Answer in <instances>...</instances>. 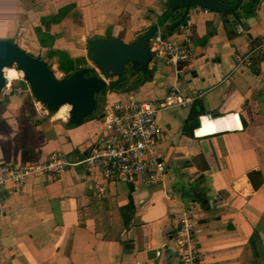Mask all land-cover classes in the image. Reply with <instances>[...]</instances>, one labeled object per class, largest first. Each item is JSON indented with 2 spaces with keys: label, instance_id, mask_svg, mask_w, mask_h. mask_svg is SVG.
<instances>
[{
  "label": "crops",
  "instance_id": "crops-1",
  "mask_svg": "<svg viewBox=\"0 0 264 264\" xmlns=\"http://www.w3.org/2000/svg\"><path fill=\"white\" fill-rule=\"evenodd\" d=\"M169 2L0 0V41L43 60L58 78L96 75L90 44L135 41L165 16ZM204 9L179 10L193 22L186 32L166 35L171 17L161 30L170 41L190 42L188 59L172 66L153 54L144 69L131 65L128 87L109 89L110 102L161 106L156 152L167 166L163 185L132 190L81 163L102 134L105 94L75 124L69 115L37 112L31 93L1 91L0 164L22 168L56 152L75 164L59 176L29 178L22 193L0 187V264H180L175 239L184 206L196 210L201 264H264V0L249 19ZM247 57L252 67L241 63ZM172 90L192 102L163 106ZM203 115L220 123L200 135Z\"/></svg>",
  "mask_w": 264,
  "mask_h": 264
},
{
  "label": "built area",
  "instance_id": "built-area-1",
  "mask_svg": "<svg viewBox=\"0 0 264 264\" xmlns=\"http://www.w3.org/2000/svg\"><path fill=\"white\" fill-rule=\"evenodd\" d=\"M203 12L208 14L210 10L205 8ZM192 24L191 19H186L179 26V32H186ZM237 30L243 32L244 26L239 25ZM261 42L264 44V35H261ZM152 51L156 60L172 66L188 59L192 53L188 40L182 42L167 40L163 38L159 27L152 42ZM241 63L249 67L253 66L250 57L245 58ZM4 77L6 82L3 90L7 93L20 95L26 91L32 95L31 87L23 75L10 80L5 71ZM14 82H21L23 86L14 88ZM106 84L109 85L110 81H106ZM105 97L106 120L102 134L81 163L90 168L101 169L105 181L122 182L132 190L163 185L167 166L157 157L156 152L157 145L163 137V129L158 123L161 106L152 101H137L135 98L127 102H110L109 90L105 93ZM192 100L179 91L172 90L164 100L163 106L186 108ZM34 106L37 112L43 110L48 112L42 103L35 99ZM206 120L215 119L211 115L201 116L202 127ZM74 164L72 158L63 152L52 153L44 162L22 168L0 164V187L9 185L14 192L22 193L29 178L36 175L59 176ZM99 192L101 195L105 193L104 186L99 188ZM195 211L193 206L182 208L180 229L175 239L180 254V264H201L203 259L198 239L194 234ZM156 255L159 257L161 251L157 250ZM137 264L155 263L137 262Z\"/></svg>",
  "mask_w": 264,
  "mask_h": 264
},
{
  "label": "water",
  "instance_id": "water-1",
  "mask_svg": "<svg viewBox=\"0 0 264 264\" xmlns=\"http://www.w3.org/2000/svg\"><path fill=\"white\" fill-rule=\"evenodd\" d=\"M260 1L254 0L251 12H247L251 0H170L164 7L165 16L135 41L125 44L115 39H97L90 44L92 60L98 71L96 75L87 76L78 71L68 78H58L43 60L30 56L11 42L0 41V93L6 82L5 70L15 67L28 81L34 99L46 110L55 114L68 105L69 118L79 124L95 111L96 94H105L112 89L113 82L122 83L125 76L128 81L129 74L125 75L124 71L128 65H134L133 69H144L150 64L155 33L158 27L162 30L166 20L176 11L201 6L231 19L234 16L249 19L255 18ZM163 38H166L165 34ZM106 81L110 84L107 85Z\"/></svg>",
  "mask_w": 264,
  "mask_h": 264
},
{
  "label": "bare ground",
  "instance_id": "bare-ground-1",
  "mask_svg": "<svg viewBox=\"0 0 264 264\" xmlns=\"http://www.w3.org/2000/svg\"><path fill=\"white\" fill-rule=\"evenodd\" d=\"M6 71V75L7 77L10 79V80H13L17 77H21L23 75L22 72L20 71H16L15 69L13 68H8L5 70ZM70 110V107L68 105H64L63 107L60 108L59 111H57L55 113V117L56 118H62L64 116H67L68 115V111ZM215 121H210V120H206L204 122V125L203 127L200 128V130L198 131V134L202 135V134H205V133H208V132H211L217 124L220 123V121L216 122L215 124Z\"/></svg>",
  "mask_w": 264,
  "mask_h": 264
},
{
  "label": "rangeland",
  "instance_id": "rangeland-1",
  "mask_svg": "<svg viewBox=\"0 0 264 264\" xmlns=\"http://www.w3.org/2000/svg\"><path fill=\"white\" fill-rule=\"evenodd\" d=\"M186 19H187V18H184V20L181 22V24L184 23ZM173 21L175 22L174 25L177 26L178 23H179V20H177V19L175 20V19H174ZM181 24H180V25H181ZM180 25H179V26H180ZM179 26H178V28L176 27V29L173 31L174 34H177V31H178V29H179ZM173 32H172V33H173ZM166 39L169 40V39H171V37L166 38ZM13 69H14V68H13ZM128 70H131V65H128V66L125 68V75H126V73H127ZM130 78H131V76H130V74H129V80H130ZM120 84H125V87H128V82H127L126 76L124 77V80H123L122 83H116V82H113V83H112V93H113V91H114V92H119ZM129 86H132V84L129 83ZM120 94H123V93H120ZM100 95H104V94H100ZM97 96H99V95L96 94V97H97ZM119 102H121V101H119Z\"/></svg>",
  "mask_w": 264,
  "mask_h": 264
},
{
  "label": "trees",
  "instance_id": "trees-1",
  "mask_svg": "<svg viewBox=\"0 0 264 264\" xmlns=\"http://www.w3.org/2000/svg\"><path fill=\"white\" fill-rule=\"evenodd\" d=\"M171 22L169 23L170 25L166 26L164 29H165V32H166V35H171L172 32L176 29V27L178 28V26L181 24V22L184 20V16L182 15V12L181 11H176L172 16H171ZM179 20V23L177 26H175V22L173 20ZM163 29V30H164ZM51 114H54L53 112H50Z\"/></svg>",
  "mask_w": 264,
  "mask_h": 264
},
{
  "label": "flooded vegetation",
  "instance_id": "flooded-vegetation-1",
  "mask_svg": "<svg viewBox=\"0 0 264 264\" xmlns=\"http://www.w3.org/2000/svg\"><path fill=\"white\" fill-rule=\"evenodd\" d=\"M12 68H14V69H15V67H12Z\"/></svg>",
  "mask_w": 264,
  "mask_h": 264
}]
</instances>
